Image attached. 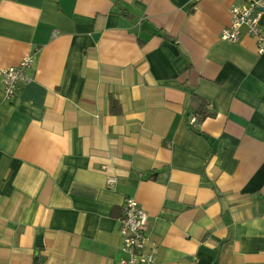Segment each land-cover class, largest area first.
Here are the masks:
<instances>
[{
    "label": "crops",
    "instance_id": "1",
    "mask_svg": "<svg viewBox=\"0 0 264 264\" xmlns=\"http://www.w3.org/2000/svg\"><path fill=\"white\" fill-rule=\"evenodd\" d=\"M248 1L0 0V264H117L127 198L158 264H264V54L221 40Z\"/></svg>",
    "mask_w": 264,
    "mask_h": 264
},
{
    "label": "built area",
    "instance_id": "2",
    "mask_svg": "<svg viewBox=\"0 0 264 264\" xmlns=\"http://www.w3.org/2000/svg\"><path fill=\"white\" fill-rule=\"evenodd\" d=\"M231 23L223 29L221 40L236 43L240 40L243 29L257 41L258 53L264 54V34L261 19L264 14V0H249L247 4L232 6ZM33 58L26 56L17 66L1 71L5 99L11 100L19 90L31 81L30 73ZM195 123V120L192 121ZM116 178L109 177L108 184L115 185ZM123 215L119 218L121 252L123 256L117 264H158L154 253L145 252L148 241L146 229L148 215L133 198H127L122 207Z\"/></svg>",
    "mask_w": 264,
    "mask_h": 264
},
{
    "label": "trees",
    "instance_id": "3",
    "mask_svg": "<svg viewBox=\"0 0 264 264\" xmlns=\"http://www.w3.org/2000/svg\"><path fill=\"white\" fill-rule=\"evenodd\" d=\"M193 100H199V101L202 102L200 108H198V110L195 112L196 117H197V120H198L199 122L204 121L207 117H209V116L212 115V114L209 113L208 110H207L208 105H207L206 102H204L202 99H200V98H198V97H196V96L193 97ZM117 107H118V106H117V102H116L115 100L111 99V110H112V112H114V113H119V112H120V109L117 110ZM203 108H206L205 111H202V110H201V109H203ZM34 264H41V261H40V258H39V257H37V258L35 259Z\"/></svg>",
    "mask_w": 264,
    "mask_h": 264
}]
</instances>
